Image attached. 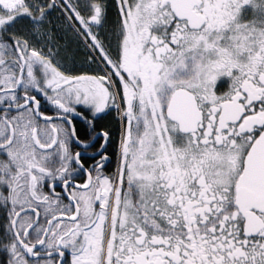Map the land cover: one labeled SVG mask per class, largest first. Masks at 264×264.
Listing matches in <instances>:
<instances>
[{
  "label": "snow or ice",
  "instance_id": "obj_1",
  "mask_svg": "<svg viewBox=\"0 0 264 264\" xmlns=\"http://www.w3.org/2000/svg\"><path fill=\"white\" fill-rule=\"evenodd\" d=\"M0 264H264V0H0Z\"/></svg>",
  "mask_w": 264,
  "mask_h": 264
}]
</instances>
